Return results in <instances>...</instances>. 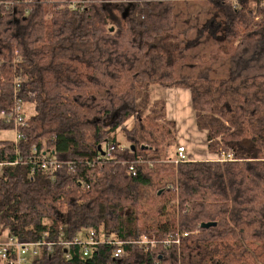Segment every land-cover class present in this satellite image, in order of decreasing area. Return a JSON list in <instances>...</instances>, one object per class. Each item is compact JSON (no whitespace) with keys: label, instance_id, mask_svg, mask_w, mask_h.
<instances>
[{"label":"trees","instance_id":"obj_1","mask_svg":"<svg viewBox=\"0 0 264 264\" xmlns=\"http://www.w3.org/2000/svg\"><path fill=\"white\" fill-rule=\"evenodd\" d=\"M2 1L0 113L25 120L0 140V245L55 243L28 264H264V0ZM167 88L237 160H170Z\"/></svg>","mask_w":264,"mask_h":264},{"label":"built area","instance_id":"obj_2","mask_svg":"<svg viewBox=\"0 0 264 264\" xmlns=\"http://www.w3.org/2000/svg\"><path fill=\"white\" fill-rule=\"evenodd\" d=\"M5 7L7 4L0 0V14L5 12ZM30 12V11H29ZM0 117L9 124H13L15 130V138L20 139V134L18 132L19 126L24 123V109L21 104H16L12 110L7 111L3 110L0 113ZM116 148L115 144L109 146L108 151H111ZM170 160L174 162L176 165L191 160L190 153L188 148L184 144L177 145L176 150L171 153ZM210 160H219V161H234L237 160L235 155L232 152H226L225 150H220L218 153H212V158ZM53 164H56L52 162ZM130 170L133 174H135V166L134 163L130 165ZM183 235H188V232H184ZM173 237V235H171ZM181 233L178 232L175 236V239H180ZM178 240H176L178 242ZM0 245V254L2 259L6 264H28V261L32 262L38 255L39 250L42 245H45L48 250H51L55 243L53 242H41V241H33V242H18L15 237L10 233L9 229H5ZM172 240L169 239L166 243H171ZM65 243L62 240L60 243ZM84 245H95L97 243V239L93 234L90 235L89 238L82 241ZM147 243V242H145ZM69 244V243H65ZM14 250V251H12ZM87 250L85 254H87ZM123 254L122 248H118L115 256H120Z\"/></svg>","mask_w":264,"mask_h":264},{"label":"crops","instance_id":"obj_3","mask_svg":"<svg viewBox=\"0 0 264 264\" xmlns=\"http://www.w3.org/2000/svg\"><path fill=\"white\" fill-rule=\"evenodd\" d=\"M183 93H185V95H187L188 101H189L188 105H190V106L184 112H183V110L181 111V113H180L181 116L179 114H177L176 118L173 119V118H171L170 115L174 114L175 113L174 111H176L178 108L181 107L183 109L182 106H185L181 103V95ZM162 95L166 99L167 114H168L169 119L174 120L175 122H177V119H180L182 124H186V122H189V117L191 116V109H193L192 103H191L190 91L187 89H181V88H167V89L162 90ZM193 120L195 121V117ZM190 127H191V129H190ZM185 128L189 129V132L191 135L190 136L186 135V137L182 138V139L177 137V139H176L177 145L184 144L188 148L191 160H202V158H200V157H202L206 154L203 152L202 149L197 148L196 146H193V145H191V146L188 145L187 140L189 141L193 138L194 145H195V142H201L202 141L201 139H205V141H207L206 132L199 130L197 128L196 122H195V127H194V124L193 125L188 124L185 126ZM195 130H197V131H195ZM198 136L202 137V138L200 140L196 141ZM177 145L175 147V150L177 148ZM206 146H207V142H206ZM207 150H208V148H207ZM204 157H208V156H204ZM203 160H210V158H203Z\"/></svg>","mask_w":264,"mask_h":264},{"label":"rangeland","instance_id":"obj_4","mask_svg":"<svg viewBox=\"0 0 264 264\" xmlns=\"http://www.w3.org/2000/svg\"><path fill=\"white\" fill-rule=\"evenodd\" d=\"M167 47L170 50V48L172 47V45L169 44ZM181 103L183 105H185V106H182L183 109L180 107L176 111H174L175 113L172 114V115H170L171 118H173V119L176 118L177 114L180 115V113H181L182 110L184 112L190 106V105H188L189 101H188V97H187V95H185V93H183L181 95ZM27 110H28V112H30V113L32 112L33 113L34 112V106L33 105H27ZM194 117H195V111L193 109H191V116L189 117V122H186V124H182L181 123V120L180 119H177L176 126H175L176 128L174 130L175 131V134L171 137V139H169L168 144H169L170 147L169 146H166V148H167L166 150H168V148H169V150L171 152L175 150V147L177 145V142H176L177 137H179L180 139H182V138H185L186 135H189V136L191 135L190 132H189V129L185 128V126L188 125V124L189 125H193L194 124V127H195L196 119L194 121L193 120ZM190 129H191V127H190ZM195 131H197V130H195ZM14 138H15V130H11V129H3V130H0V140H2V139L8 140V139H14ZM201 138L202 137H199L198 136V138L196 139V141L197 140H200ZM118 139L120 141V144H122V145H127L128 144L126 142V139H125V136H124V132H122V131H119L118 132ZM201 140H202L201 142H195V145H194V143H193L194 141H193V138H192L189 141L187 140V142H188L187 144L190 145V146L191 145L196 146L197 148H200V149L203 150V152L206 154L204 156H208V157H204V156L200 157V158H202V160H203V158H212V153H210L207 150V148H208L206 146V142L207 141H205V139H201Z\"/></svg>","mask_w":264,"mask_h":264},{"label":"water","instance_id":"obj_5","mask_svg":"<svg viewBox=\"0 0 264 264\" xmlns=\"http://www.w3.org/2000/svg\"><path fill=\"white\" fill-rule=\"evenodd\" d=\"M100 150H101V148H100ZM213 225H216V223H214V222L203 223L202 224V227L209 228V227H211Z\"/></svg>","mask_w":264,"mask_h":264}]
</instances>
